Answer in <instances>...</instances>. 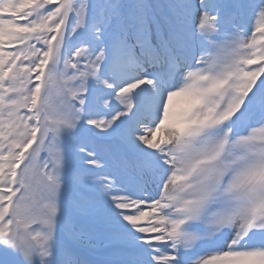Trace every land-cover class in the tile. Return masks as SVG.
<instances>
[{
    "label": "snow or ice",
    "instance_id": "snow-or-ice-1",
    "mask_svg": "<svg viewBox=\"0 0 264 264\" xmlns=\"http://www.w3.org/2000/svg\"><path fill=\"white\" fill-rule=\"evenodd\" d=\"M0 264H264V0H0Z\"/></svg>",
    "mask_w": 264,
    "mask_h": 264
}]
</instances>
